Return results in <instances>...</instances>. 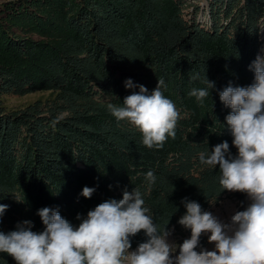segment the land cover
Returning a JSON list of instances; mask_svg holds the SVG:
<instances>
[{"label":"trees","instance_id":"obj_1","mask_svg":"<svg viewBox=\"0 0 264 264\" xmlns=\"http://www.w3.org/2000/svg\"><path fill=\"white\" fill-rule=\"evenodd\" d=\"M262 27L264 0H3L0 203L8 208L0 231L25 220L43 231L44 207L78 226V214L138 188L155 222L190 238L178 224L185 197L207 211L226 197L242 201L244 193H219V167L201 165L198 153L226 140L237 154L219 92L254 82L249 65L264 56ZM206 76L215 87L198 101L189 93L207 87ZM128 79L149 93L163 79L161 91L180 110L175 137L161 148L144 146L107 108L139 91L125 87ZM33 93L40 95L7 104ZM86 186L95 188L91 198L81 195ZM145 239L139 233L132 248ZM0 264L15 261L0 253Z\"/></svg>","mask_w":264,"mask_h":264},{"label":"clouds","instance_id":"obj_2","mask_svg":"<svg viewBox=\"0 0 264 264\" xmlns=\"http://www.w3.org/2000/svg\"><path fill=\"white\" fill-rule=\"evenodd\" d=\"M249 69L254 72L253 83L242 87L229 82L219 92L220 101L231 109L225 120L237 154H231L226 140L198 153L201 165L219 167L216 182L220 194L247 195L250 204L245 210L235 211L224 222L185 197L186 212L178 224L191 235L177 244L169 241V222H155L143 193L138 188L125 189L122 199L105 200L89 210L86 218L78 214V226L58 208L38 210L43 231H33L30 220L14 231H0V253L12 257L15 264H264V56L258 54ZM203 82L207 87L189 93L198 101L211 95L210 89L215 87L207 76ZM125 87H139V91L126 96L122 106L108 103V110L117 121H127L139 131L144 146L161 148L169 137H175L182 118L175 103L161 91L164 80L159 79L151 93L131 79L125 81ZM146 179L150 185L156 183L152 171L146 173ZM94 191L86 186L81 195L91 198ZM7 208L0 203V218ZM141 232L146 239L133 249L132 239ZM202 236L214 245L211 250L201 246Z\"/></svg>","mask_w":264,"mask_h":264},{"label":"rangeland","instance_id":"obj_3","mask_svg":"<svg viewBox=\"0 0 264 264\" xmlns=\"http://www.w3.org/2000/svg\"><path fill=\"white\" fill-rule=\"evenodd\" d=\"M2 1L3 0H0V3ZM198 4L202 6L203 2L202 3L199 2ZM39 95L40 93H33L23 98L12 97L8 99L7 104L12 107H17L33 99H36V97ZM249 204H250V200L248 199L247 195H245L242 201L237 200L235 198L226 197V198H223L219 203L215 205H211L208 211L212 212L215 216H217L222 221L228 222L230 220L231 215H233L235 211H243ZM186 238H188L186 235L179 234L173 230L172 235L169 237V241L180 244ZM204 247L207 248L208 250H211L214 247V245L209 244L206 239V244L204 245Z\"/></svg>","mask_w":264,"mask_h":264},{"label":"built area","instance_id":"obj_4","mask_svg":"<svg viewBox=\"0 0 264 264\" xmlns=\"http://www.w3.org/2000/svg\"><path fill=\"white\" fill-rule=\"evenodd\" d=\"M261 34V39L264 40V27H262V31L260 32Z\"/></svg>","mask_w":264,"mask_h":264}]
</instances>
